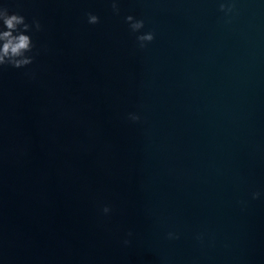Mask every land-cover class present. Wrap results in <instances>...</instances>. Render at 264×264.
I'll use <instances>...</instances> for the list:
<instances>
[{
	"label": "water",
	"instance_id": "obj_1",
	"mask_svg": "<svg viewBox=\"0 0 264 264\" xmlns=\"http://www.w3.org/2000/svg\"><path fill=\"white\" fill-rule=\"evenodd\" d=\"M5 2L43 27L0 69V264H264V0Z\"/></svg>",
	"mask_w": 264,
	"mask_h": 264
},
{
	"label": "clouds",
	"instance_id": "obj_2",
	"mask_svg": "<svg viewBox=\"0 0 264 264\" xmlns=\"http://www.w3.org/2000/svg\"><path fill=\"white\" fill-rule=\"evenodd\" d=\"M111 7L114 13L119 14L120 0H110ZM219 8L226 15L234 12L236 4L235 0H218ZM125 21L130 30L136 33V39L139 47L144 48L151 43L155 38L153 31H142L145 28V20L136 18L134 15H127ZM87 22L89 24H98L100 17L92 12L87 13ZM42 24L38 18L33 17L31 22L28 21L25 15L18 11H10L5 0H0V69L12 67L23 69L31 65L36 56L39 54V49L34 40L35 33L42 30ZM34 78V74H33ZM128 118L132 121H139L141 116L137 113H129ZM264 197V191H255L252 193L253 199H261ZM112 211L109 205L103 207L105 215ZM133 234L131 231L128 237ZM168 239H179V233L168 232ZM197 239H202V235H198ZM125 245L131 243L130 239L123 241Z\"/></svg>",
	"mask_w": 264,
	"mask_h": 264
}]
</instances>
